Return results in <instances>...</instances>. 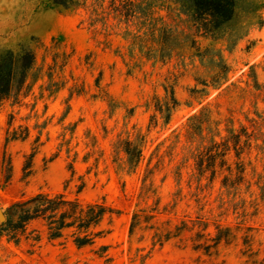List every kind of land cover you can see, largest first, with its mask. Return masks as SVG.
<instances>
[{
  "label": "rangeland",
  "instance_id": "rangeland-1",
  "mask_svg": "<svg viewBox=\"0 0 264 264\" xmlns=\"http://www.w3.org/2000/svg\"><path fill=\"white\" fill-rule=\"evenodd\" d=\"M203 24L179 0H0V53L36 57L0 100V224L39 192L115 209L84 247L0 227V264H264V0Z\"/></svg>",
  "mask_w": 264,
  "mask_h": 264
},
{
  "label": "trees",
  "instance_id": "trees-1",
  "mask_svg": "<svg viewBox=\"0 0 264 264\" xmlns=\"http://www.w3.org/2000/svg\"><path fill=\"white\" fill-rule=\"evenodd\" d=\"M72 0H50L51 7L68 5ZM239 0H179L183 7L192 11L194 18L203 21L207 31L219 29L222 25L230 22L236 14ZM156 31L157 29L154 28ZM160 44L159 58H165L173 48L172 43L176 39L174 33L163 27L161 34L156 39ZM35 53L30 47L22 46L19 51L7 49L0 53V100L10 95L15 82H23L28 71L35 64ZM178 104L172 91L170 99L164 103L169 112ZM124 150L128 161L137 165L143 155L141 143L126 141ZM214 160V156H213ZM84 185L80 186L79 191ZM115 209L105 201L82 202L78 197L70 198L64 193L51 194L39 192L28 199L13 203L6 211L7 222L1 223L0 227L10 226L12 230L24 231L33 220H43L49 230L51 239L63 236L67 229L72 231L74 242L79 247L92 245L97 238L103 236L104 230L98 229L104 218L111 215ZM138 214L133 218L137 219ZM17 217V219H14ZM132 224L131 231L133 230Z\"/></svg>",
  "mask_w": 264,
  "mask_h": 264
},
{
  "label": "water",
  "instance_id": "water-1",
  "mask_svg": "<svg viewBox=\"0 0 264 264\" xmlns=\"http://www.w3.org/2000/svg\"><path fill=\"white\" fill-rule=\"evenodd\" d=\"M5 219H6L5 212L2 209H0V220L3 221Z\"/></svg>",
  "mask_w": 264,
  "mask_h": 264
}]
</instances>
